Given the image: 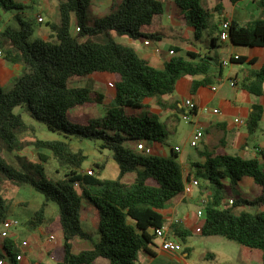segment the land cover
I'll return each mask as SVG.
<instances>
[{
  "label": "trees",
  "instance_id": "16d2710c",
  "mask_svg": "<svg viewBox=\"0 0 264 264\" xmlns=\"http://www.w3.org/2000/svg\"><path fill=\"white\" fill-rule=\"evenodd\" d=\"M57 1L59 23L49 25L55 43L41 39L30 42L32 24L17 16V29L6 26L0 32L3 59L23 67L9 90L0 88V146L19 147L18 137L27 129L21 115L13 114L16 107H23L31 120L64 138L33 143L36 150L49 152L58 170L63 171V179L56 183L38 181L0 162V190L4 182L26 185L43 197L39 209L26 222L30 230L41 228L47 222L49 204L55 205L57 227L63 238L62 247L49 253L55 264H96L99 260L106 264H136L139 253L151 254L150 247L156 240L153 231L165 223L161 212L183 196L184 182L191 178L198 182L199 193L208 199L201 235L259 250L260 264H264V170L259 160L207 151L202 154L203 162L192 164L189 174L183 177L175 151L165 158L130 147L141 142L163 145L168 138L165 125L144 105L146 100L172 94L183 77L199 78L193 80L192 91L216 84L221 78L219 59L174 49L173 56L161 68H155L138 57L132 47L116 43L115 37L161 41L158 31L164 16L161 0H112L110 13L92 24H88L87 15L93 0ZM201 1L173 0L185 24L194 30L195 40L203 30H218L216 25L209 24V13L202 9ZM219 1L236 4L242 0ZM23 9L16 0H0V13ZM72 21L78 28L75 37L70 33ZM228 35L234 46L264 48V19L247 26L231 22ZM217 40L218 36L212 38L211 46L215 47ZM94 74L116 77L114 96L106 105L103 94L88 86H71ZM244 88L256 96H264V65ZM87 104L104 107L103 115L86 121L81 115L74 118V110ZM126 108L141 109L143 113L126 114ZM261 113L260 107H253L247 124L249 134L257 131ZM71 138L100 141V150L109 151L118 168V178L107 180L85 174L82 164L87 156L81 150L71 149L67 142ZM38 159L44 163L48 158L39 153ZM95 167L99 175L104 164ZM131 173L133 184L126 188L122 179ZM245 178L260 188V195L253 200L242 199L235 193ZM84 202L97 211L95 235L81 228ZM240 207L247 210H238ZM8 218L7 202L0 193V224ZM176 233L183 241L189 236L184 230ZM75 241L88 243L90 249L74 254ZM1 242L0 261L17 264L13 242L2 238Z\"/></svg>",
  "mask_w": 264,
  "mask_h": 264
},
{
  "label": "crops",
  "instance_id": "0c3cea01",
  "mask_svg": "<svg viewBox=\"0 0 264 264\" xmlns=\"http://www.w3.org/2000/svg\"><path fill=\"white\" fill-rule=\"evenodd\" d=\"M173 1V0H172ZM264 0H242L236 4H231L226 1L210 0L211 9L216 15V26L219 28L220 23L228 21L229 23L235 22L240 26H245L251 23L253 18H256L257 5ZM174 4V3H173ZM164 6V16L160 27L158 28L161 34L163 28H171L183 26L186 31V37L189 40L190 36H194V30L185 24V20L182 15H175L171 11H167V6ZM173 21H177V25H174ZM42 23V22H41ZM211 26H215L214 23ZM181 32V31H180ZM72 35V32H71ZM73 36V35H72ZM162 38L159 42H151L150 46L143 45L144 40H141L140 44H133L132 47L138 57L146 60L151 66L155 68H161L163 63L167 61L169 51L174 49H180L177 45H168L165 50L162 48ZM117 38L114 40L117 43ZM214 38V37H213ZM217 38V37H216ZM201 41V36L198 39ZM128 41H132L129 40ZM197 41V40H195ZM134 42V41H133ZM211 45V44H210ZM161 49V54H155L154 48ZM212 47V50H208V55L217 57L219 55V61L221 66V78L216 84L210 86L199 87L195 91H192L193 80L199 78L183 77L181 78L172 94V98L167 101L159 99L153 105H150L146 100L144 105L149 108L154 114H156L160 120V116L164 118L162 122L168 132V138L166 142L162 144L151 143L146 144V147L152 150L153 154L160 157H171L174 149H179L175 152L177 155V161L181 165L182 175L189 174L190 166L194 163H202L204 152H215L217 154H228L232 156H238L244 160L257 159L260 163H264V143L262 141V132L264 130V96H256L248 92L244 85L246 82L252 80L254 74L264 65V48L250 47L244 48L242 46H234L228 40L221 42L217 40L216 46ZM186 51H192L202 54V50L194 45L189 40ZM237 58V59H235ZM226 62L225 65L223 63ZM23 67L19 64H10L3 59L0 53V88L4 91L9 90L14 84L15 80L21 75ZM101 75V81L104 83H115L116 77L108 74ZM182 81V82H181ZM114 94V93H113ZM168 96V95H167ZM172 99V100H171ZM184 100H191L196 105V114L193 115L189 121L193 130H200L202 132V139L194 149V153H185L182 147L172 145L170 137L173 134V126L178 121L182 112V106ZM153 109L151 110V107ZM260 107L262 110L261 119L258 123V129L254 134H249L247 130V124L251 114L253 113V107ZM82 108V107H81ZM80 107L74 110L75 113L82 114ZM218 111V113H214ZM82 116V115H81ZM240 120L242 124L235 123V120ZM192 122V123H191ZM260 133L257 135V133ZM194 133V132H193ZM258 136V137H257ZM47 152V151H45ZM41 151L37 152V155ZM103 156L104 154L100 152ZM108 154H105L103 157ZM102 163H96L95 165H101ZM117 167V166H116ZM91 170V168L89 169ZM87 170V171H89ZM106 170L104 164L103 172ZM118 170V168H117ZM83 170L84 173L87 172ZM93 172V170H91ZM94 174V173H93ZM243 179L239 183V190L241 194L239 197L246 199L243 193L247 192L248 187L254 189L251 184L247 183L244 189L240 186L244 183ZM252 181V180H251ZM200 193L197 188L193 189L192 194L189 197H180L173 201L165 210H163L162 216L164 222L170 223L172 220L179 218L183 219L182 225L173 226L177 230H184L189 232V236L194 233V229L200 224V220L192 215L190 207L198 208V199ZM85 208V209H84ZM238 210H247L244 207L238 208ZM47 212V211H46ZM28 220V219H27ZM27 222V221H26ZM98 215L91 213L86 207L81 208L80 213V225L83 231L91 233L97 228ZM27 227V226H26ZM172 228V238H179L176 231ZM22 227H13L10 229L6 240L13 242L14 250L17 256H21V260L17 261V264H55V259L49 253L54 250H59L63 244V238L59 228L56 230V237H54V243L56 248L48 251V255L43 254L42 250H38L31 239L39 237L43 232L40 228L36 230H30ZM2 228L0 227V233ZM32 231V232H31ZM31 234V236H30ZM199 235V234H195ZM49 236V237H50ZM188 236V237H189ZM187 238V237H186ZM185 238V239H186ZM220 237H206L205 240V254L203 255V261L209 260V264H260L262 259V252L259 250H251L244 248L232 241L219 240ZM223 239V238H222ZM156 241V240H155ZM227 241V242H226ZM21 242H26L27 247L21 248ZM51 243L48 239L42 246L43 249H48V244ZM160 243L154 242V245L150 247L151 254L141 252L137 257V264H196L194 260L193 247L190 245H183V249L180 253L170 254L164 252L159 247ZM220 248L221 251H216ZM2 249V242L0 237V251ZM90 249L88 243L75 241L73 243V253L76 254L83 250ZM5 264H8L7 261ZM96 264H106L105 261L99 260Z\"/></svg>",
  "mask_w": 264,
  "mask_h": 264
},
{
  "label": "rangeland",
  "instance_id": "374dc122",
  "mask_svg": "<svg viewBox=\"0 0 264 264\" xmlns=\"http://www.w3.org/2000/svg\"><path fill=\"white\" fill-rule=\"evenodd\" d=\"M16 1L21 3L24 6V9L22 11L17 10L6 13L1 12L0 32L6 26H11L17 29L18 25L15 20L17 16L20 17L22 20L30 22L32 24L33 34L29 38L30 42L35 39H41L47 42L55 43V39L53 38V31L50 28V26L51 25L58 26L59 23L58 14H57L58 1L37 0L36 4H31L28 0H16ZM161 1L167 6V11H171L175 15L179 14L172 0H161ZM111 3L112 0H93L87 15L88 24H92V22L95 19L102 18L108 15L111 11ZM210 3H211L210 0H202L200 5L202 9L208 11L209 13V24L212 25L214 23V25H216L217 21L215 20V17H213L216 14L211 9ZM254 14L256 15L255 16L256 18L253 19L255 20L264 19V5L259 3L257 5V11ZM39 17L42 19V23H38L37 19ZM173 23L174 25H177V21H173ZM186 30L187 29H185V27L183 26L171 27L166 29L163 28L161 32V34L163 35L162 48L166 50L168 45H177L182 52H185L186 48L188 47V42L190 40L191 42L194 43L195 46H197L202 50L203 52L202 54L208 55L207 51L212 50V47L210 45L211 40L213 37L216 38L218 36L221 27L219 26L217 31L213 30L212 28L201 31V41L199 40L195 41L193 35L190 36L189 40H187V38L184 39V36L186 35L187 32ZM71 32L73 37H75L78 33L74 21L71 22L70 33ZM117 40H118L117 41L118 44L128 47L132 46L133 44L141 43V40H137L133 42V41H128V39L126 38H117ZM7 48L8 46H6L4 49ZM244 48H250V47H244ZM160 54H161V49H160ZM169 56H173V55H169ZM217 58H219V55L217 56ZM100 76L101 75L99 74L88 76L87 78L82 79L79 82L71 83V86L72 87L88 86L89 88H91V90L103 94L106 98L105 100V105H106L113 98L114 89L109 87L108 82H105V85H103L104 83L100 82L101 81ZM169 98H172V96L164 95L159 98H152L147 102L150 103V105H153L159 99L167 101ZM152 109L153 106L151 107V110ZM79 110H82V114H80L79 112L75 113L74 118L78 119V117L82 115L81 117L83 118L85 117V121H86L103 115L105 108L102 106H98L96 104H87L82 108L78 109V111ZM125 113L139 116L143 113V110L126 108ZM13 114L21 115L22 120L27 129L22 133L20 139L18 137V142L20 143L19 147L9 149L6 148L4 145L0 146V162L4 163L9 167L14 168L16 171L22 174L30 175L38 181L46 180L51 183H56L62 180L63 171L58 170V165L56 161L53 159V157L50 155V153L41 151L48 158L46 159V162L42 163L38 159V155H37L38 150L34 148L33 143L36 140H43V141L64 140L63 136L57 133H52L48 131L44 125L31 120L24 112L23 107L14 108ZM72 116L73 113L71 112V117ZM70 121L75 122L73 120ZM164 121H165L164 118L160 116V122H164ZM173 129H174L173 134L170 137V141L172 145L173 146L177 145L179 147H182L185 153L193 154L194 149L190 147V141L192 139L194 132L192 125H190L189 122H185L181 118V116H179V119L178 121L175 122ZM259 134L260 133L258 132L257 135ZM67 142L69 143L71 149L74 152L81 150L87 156L86 161L82 164L83 170L87 171L91 168V170H93L94 173L93 175L98 176L99 179L116 180L118 178V170L116 164L112 160L109 151L100 150L99 148L101 144L100 141L77 140L71 138ZM130 147L135 148L134 146H130ZM100 152H102L104 155L108 154L109 157L108 155H106L108 158L103 157L104 155L102 156ZM102 162H104L106 166V170L104 172L103 171L100 172L99 175H97L95 164ZM260 165L261 168L264 170V163H261ZM185 174L186 175L184 176L188 175L187 173ZM133 179H134V174L132 173L127 174L122 179V182L124 183L126 188H130L133 184ZM246 183H247V187L248 184H251V186L254 187L253 190L248 187L247 192L243 193L246 199L253 200L255 197L260 195V188L257 185H255L249 178H245V181L240 186V188L244 189ZM77 190L79 191V189ZM0 193L7 202V209L9 214L8 219L17 221L18 223L17 227H19L22 224V227L24 226V228L27 229L26 221L39 209L43 201V197L26 185L19 187L7 182L3 183ZM235 193L241 194L240 190H236ZM49 205L50 206L47 208V212H46L47 222L40 228L43 234L39 235V237L31 239L32 243L35 246H37V249L42 250L43 251L42 253L46 255H48V251H51L54 248H56L54 247L55 243L54 242L49 243L47 250L43 249L42 246L46 243L47 239L51 234L56 237L55 229L58 228L57 220H56V207L53 204H49ZM83 207H86V209H88L95 216L97 215V211L92 205L84 202ZM190 211L192 215L195 216L196 208L190 207ZM96 229L97 228H95L92 231L93 235H95ZM205 240H207L206 237L202 235H195L193 233L192 235L187 237L184 241L180 238H172V241L180 244L182 247L183 245H190L193 247V252H194L193 261L196 264L210 263L209 260L203 261L202 259L206 251ZM219 240H224V239L219 238ZM155 243L159 244L160 240L156 239ZM230 244H235V243H230ZM216 251L218 252L221 250L220 248H217Z\"/></svg>",
  "mask_w": 264,
  "mask_h": 264
},
{
  "label": "built area",
  "instance_id": "2783aa9c",
  "mask_svg": "<svg viewBox=\"0 0 264 264\" xmlns=\"http://www.w3.org/2000/svg\"><path fill=\"white\" fill-rule=\"evenodd\" d=\"M37 21L39 23L42 22V19L39 17L37 19ZM229 26L230 23L228 21H224L221 22L220 27L221 30L218 33V38L221 42L227 41L229 38L228 35V30H229ZM78 31V28H77ZM151 42L149 40H144L143 45L148 47L150 46ZM154 53L155 54H160V49L158 47L154 48ZM169 55H173V51H169L168 53ZM237 59V58H235ZM226 62L223 63V65H225ZM109 87L113 88L114 87V83H109L108 84ZM196 112V105L194 104L193 101L191 100H184L183 101V106H182V112L180 114L181 118L185 121V122H189L191 117L193 116V113ZM214 113H218V111H214ZM235 123L237 124H242V122L240 120H235ZM202 139V132L200 130H195L192 136V139L190 141V146L192 148L197 147V145L199 144L200 140ZM135 149L137 151L143 152L145 154H151L152 150L148 147H146V143L141 142L138 145L135 146ZM175 152H178L179 149H174ZM87 175L92 176L93 172L91 170L86 172ZM198 187V182L196 180H194L193 178H191L188 181L184 182L183 185V197H189L194 188ZM208 203V199L205 195H200L199 199H198V208L196 211V216L197 218L200 220V224L197 225L194 229V233L195 234H199L201 235L202 232V227L203 224L205 222V217H206V212H205V206ZM228 204H232V201H229ZM184 223L183 219H179L176 218L174 220H172V222L170 223H164L160 228H156L153 231V234L155 235L157 240H160V249L164 252L170 253V254H176V253H180L183 249V247L172 241L170 238L173 234L172 232V228L173 226H177V225H182ZM18 225L17 221L14 220H9L6 219L4 220L1 224L0 227L2 228V231L0 233V237L2 239H5L8 237L9 231L11 228L16 227ZM48 240L50 242L54 241V237L50 236L48 238ZM21 248H25L27 247V243L26 242H21L20 244ZM16 260L19 261L21 260V256H17ZM6 260L0 261V264H5Z\"/></svg>",
  "mask_w": 264,
  "mask_h": 264
}]
</instances>
